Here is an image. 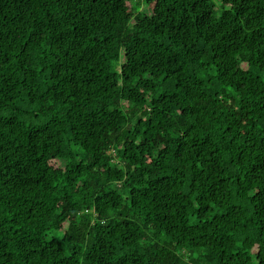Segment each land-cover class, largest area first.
<instances>
[{
  "label": "trees",
  "instance_id": "obj_1",
  "mask_svg": "<svg viewBox=\"0 0 264 264\" xmlns=\"http://www.w3.org/2000/svg\"><path fill=\"white\" fill-rule=\"evenodd\" d=\"M0 264H264V0H0Z\"/></svg>",
  "mask_w": 264,
  "mask_h": 264
}]
</instances>
